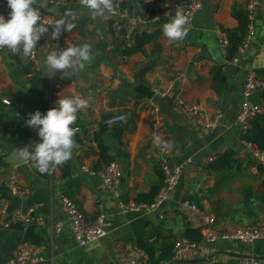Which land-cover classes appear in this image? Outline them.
<instances>
[{"label":"crops","instance_id":"0c3cea01","mask_svg":"<svg viewBox=\"0 0 264 264\" xmlns=\"http://www.w3.org/2000/svg\"><path fill=\"white\" fill-rule=\"evenodd\" d=\"M177 1L119 0L129 16L149 19L145 30L138 28L131 34L130 47L135 35L147 37L142 49L126 56L122 53L126 46L113 33L107 16L93 19L77 0H41L37 7L43 13L57 20L70 13L67 19L75 27L70 32L62 30L58 43L51 39L48 28L37 42L38 56L53 48L87 43L91 45L92 58L83 70L74 64L71 70L49 75L42 71L39 58L38 68L22 52L13 54L0 48V248L11 236L23 237L25 229L34 226L42 236L40 242L25 243L32 255L40 259L37 264H120L122 260L145 264H236L245 258L264 264V239L252 243L229 239L208 244L201 235L200 240H195L201 234L202 221L183 206L184 202L194 203L229 229L264 224V203L258 208L255 223L242 207L245 182L255 184V191L260 184V193L264 194V173L257 171L236 122L246 73L254 71L264 79V0H256L249 23L250 42L246 49L238 51V61L232 64L225 61L217 31L226 34L238 26L234 8L246 10L247 0H201V9L186 26L187 37L182 42L169 43L162 35V26L174 17ZM0 14L7 19L8 15L1 11ZM100 21L104 22L106 38L97 26ZM217 68L222 69L225 80L219 93L214 89L213 78ZM139 84L153 91L155 97L136 92ZM66 96H80L88 101V107L77 113L72 125L77 129L72 157L41 173L33 161H18L15 150L39 141L36 131L26 125L29 114L37 110L44 113L58 98ZM176 97L198 105L210 116L221 114L220 123L208 128L201 116H186L175 106ZM2 99L10 104H3ZM249 100L264 111V90L253 91ZM118 114H124L126 121L107 128L106 119ZM156 118L162 121L157 128ZM153 133L168 144L170 164L188 158L192 164L180 177L170 199L156 212L125 210L122 205L129 207L146 201L161 185L163 155L151 141ZM228 150L240 161V177L235 183L217 185L209 172L212 161L208 159L214 160ZM108 158L122 172L115 190L88 173L103 169ZM249 176L256 177V181L249 180ZM12 181L28 189V193L13 194L8 186ZM62 197L74 203L88 224L102 209L110 223L108 233L80 246L62 208ZM17 210H31L42 218V223L5 227L4 223ZM181 238L198 243V247L186 251L181 261L175 262L174 244ZM147 251L151 252L152 263Z\"/></svg>","mask_w":264,"mask_h":264},{"label":"built area","instance_id":"2783aa9c","mask_svg":"<svg viewBox=\"0 0 264 264\" xmlns=\"http://www.w3.org/2000/svg\"><path fill=\"white\" fill-rule=\"evenodd\" d=\"M51 1L54 3H59V0ZM77 1L82 4V0ZM256 5V0H247L246 10L249 21L252 20ZM201 7V0H178L174 6L173 14L175 15L178 9L181 10L188 20L187 25H191L195 13L199 11ZM114 9L115 11L108 12L104 16L110 18L112 31L116 36H118L119 39L122 40L124 47H129L131 45L130 40L132 32L138 28L145 30L149 19L145 16H129L127 10L121 7L118 3H114ZM0 11L8 15L10 10L7 6L6 0H0ZM39 11L41 15L40 23L48 25V28H50V31L52 32V25L56 23L57 19L52 15L43 13L40 9ZM250 33L251 26L249 24L247 37L245 38L241 48L239 49V52L248 47V43L251 39ZM217 35L226 63H236L238 61V54L231 60L227 59V48L229 45V41L226 34L223 31H217ZM52 40L58 43L59 38ZM27 58L31 62L35 63L39 68L37 46L35 49H33L32 54L27 56ZM255 90H264V79L258 78L254 71H248L244 77L241 89L242 102L240 104V109L236 117V122L240 125L242 134L247 133L250 130L252 122L256 116L262 115L264 113L263 108L260 105L251 103L249 100L252 92ZM162 96H165V94L163 93ZM2 103L9 105L10 101L7 99H2ZM174 103L175 106L188 117L201 116L205 122V126L208 128L217 126L222 119L221 114L210 116L206 110L202 109L198 105L185 103L179 97H176L174 99ZM157 110L158 109L156 108L155 111L157 112ZM125 121L126 116L124 114H118L106 119L105 126L107 128H110L115 125H120ZM154 123L156 128L162 125V121L160 118H156ZM154 137L155 133H153L151 141L159 149L161 155H163V158L160 162V170L163 175L162 185L152 203L136 204L129 207H125L124 205H122V208L125 210H133L145 214L156 212L160 208V206H162L170 199V194L178 184L180 177L186 171V168L190 164H192L191 158H188L177 164H170L168 162V157L171 154L170 148L168 147L167 149H162L154 142ZM244 145L253 156L256 164L261 163L264 167V153L245 141ZM208 161H213V158L210 157ZM88 173L92 176H98L105 187L113 190L116 189L122 177V172L115 162H110L100 171L92 170L88 171ZM8 186L11 189L12 193L15 195L23 196L28 193V189L19 187L13 181L10 182ZM61 205L63 210L68 214L70 218L71 231L80 246H83L88 242L100 239L108 233L110 223L107 221L106 214L102 209L99 210L95 220L92 223L88 224L86 222L84 214L74 205V203L70 199H68L67 197H62ZM183 206L188 211H191L192 213L200 217L202 221V239L208 244H215L219 240L229 239L244 243H252L253 241L258 239H264V224L246 225L229 229L217 225L216 218L198 205L190 202H184ZM35 223H42V218L33 215L31 210H28L27 212L17 210L4 223V226L10 227L11 225L15 224L28 226ZM57 227L59 228V224H57ZM197 247L198 243L196 242L189 241L185 238L179 239L174 244L173 260L175 262L181 261L182 256L186 251L196 249ZM140 256H144V252H140ZM39 262L40 259L32 255L27 247V244L21 243L14 251L12 257L5 264H37ZM120 264L145 263H142L140 261L138 262L136 260H122ZM236 264H258V261L255 258H245L239 260Z\"/></svg>","mask_w":264,"mask_h":264},{"label":"clouds","instance_id":"9594fccd","mask_svg":"<svg viewBox=\"0 0 264 264\" xmlns=\"http://www.w3.org/2000/svg\"><path fill=\"white\" fill-rule=\"evenodd\" d=\"M9 8L7 19L0 14V48H7L13 54L22 52L24 56L32 54L37 42L48 33V25L41 24L39 5L41 0H6ZM82 4L99 19L108 12L115 11L114 0H82ZM65 17L56 21L51 32L52 39H58L61 31H71L75 24ZM188 20L181 10L162 26V35L169 43L182 42L188 35ZM91 45H72L53 48L46 52L41 67L46 74L56 75L71 70L74 64L83 70L91 60ZM73 73L68 72L71 76ZM88 107V101L80 96L58 98L46 112L35 111L29 114L26 125L34 129L39 138L15 150L16 159L20 162L33 161L41 173L48 172L53 166L63 165L72 157L76 143L77 129L72 127L77 120V113ZM162 149L168 144L162 143L160 137L153 138Z\"/></svg>","mask_w":264,"mask_h":264},{"label":"trees","instance_id":"16d2710c","mask_svg":"<svg viewBox=\"0 0 264 264\" xmlns=\"http://www.w3.org/2000/svg\"><path fill=\"white\" fill-rule=\"evenodd\" d=\"M114 3H118L121 7H125L124 3L119 2V0H114ZM235 19L238 22V26L234 30H228L226 32V36L229 41V45L227 48V59H233L237 54L239 49L241 48L245 38L248 34L249 27V19L247 16V11L244 8H238L237 6L234 8L233 13ZM134 36V35H133ZM134 44L130 47H125L122 50V53L126 56L135 53L142 49L143 44L147 40L145 35L134 36ZM214 78V89L219 93L222 85L224 84V75L221 68H217L213 72ZM242 140L250 143L252 146L256 147L260 151L264 153V115H258L254 118L252 122V126L247 133L242 134ZM100 146L102 149V153L105 154V147L100 142ZM112 162L111 159H107L108 165ZM240 161L235 157L233 151L228 150L223 153H220L211 163L208 165L209 172L214 176L216 180V184H231L236 182V178L240 177ZM162 174V173H161ZM163 180V175H162ZM249 180L256 181V177L249 176ZM162 185V182H161ZM160 185V187H161ZM159 187V189H160ZM157 190V192L159 191ZM243 202L242 207L246 211L245 213L251 218L252 222H256L258 218V208H260V204L264 203V194L260 193V184L258 186V190L255 191L250 182H245L243 185ZM156 191H153L151 194L147 196L146 201L138 202V204H149L152 203L156 194ZM217 221V220H216ZM217 225H220L217 221ZM251 225V224H250ZM254 225V224H252ZM222 226V225H220ZM17 231L21 232V228L18 227ZM17 235L11 236L7 242L1 245L0 251L2 256H0V264H5L13 255L14 251L18 247L19 244L28 242L30 244H38L40 239L42 238L39 232H35L34 226H29L23 232V237H15ZM201 234H198V238L195 240H200ZM149 255V262L152 263L151 252L147 251Z\"/></svg>","mask_w":264,"mask_h":264},{"label":"water","instance_id":"95a60500","mask_svg":"<svg viewBox=\"0 0 264 264\" xmlns=\"http://www.w3.org/2000/svg\"><path fill=\"white\" fill-rule=\"evenodd\" d=\"M97 26H98V28H99V30H100V33L102 34L103 38H106V33H105V29H104V22H103V21H100V22L97 24ZM44 56H45V54H40V55L38 56V58H39V63H40V67H41V61L44 59ZM41 69H42V67H41ZM42 71H44V70L42 69ZM44 73H45V72H44ZM136 92H138L139 94H141V95H143V96H145V97H147V98H153V97H155V96H154V92L151 91V90H149L148 87H146V86L143 85V84H139V85L137 86V88H136ZM256 169H257V171H258L259 173H264V167H263V165H262L261 163H258V164L256 165Z\"/></svg>","mask_w":264,"mask_h":264},{"label":"rangeland","instance_id":"374dc122","mask_svg":"<svg viewBox=\"0 0 264 264\" xmlns=\"http://www.w3.org/2000/svg\"><path fill=\"white\" fill-rule=\"evenodd\" d=\"M253 186L255 187V184H253ZM255 189V188H254ZM233 200H235V197L233 196Z\"/></svg>","mask_w":264,"mask_h":264}]
</instances>
